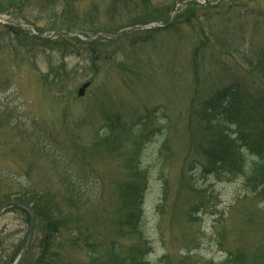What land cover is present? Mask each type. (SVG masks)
Segmentation results:
<instances>
[{
	"label": "rangeland",
	"instance_id": "374dc122",
	"mask_svg": "<svg viewBox=\"0 0 264 264\" xmlns=\"http://www.w3.org/2000/svg\"><path fill=\"white\" fill-rule=\"evenodd\" d=\"M189 1L205 8L195 16L202 27L132 39L125 36L138 32L135 23L144 19L142 14L163 19L170 13L171 22L189 4L173 7V0H154L156 10L109 17L101 7L98 23L87 18L96 5L92 0L76 5L69 13L75 19L61 18V8L38 16L42 0H3L0 39L10 26L50 41L53 50L37 47L23 59L0 45V184L15 193L41 183L60 197L65 194L61 176L69 171L94 196L95 204L83 220L102 243L115 242L125 254L132 248L148 249L149 244L153 264H228L229 255L236 258L239 253L264 258V195L255 196L241 175L212 173L199 150L205 138L197 113L217 91L232 86L230 76H248L233 71L226 51L214 44L222 68L209 73L201 66L202 55L197 69L191 65L199 42L196 34L210 25L226 46L239 42L243 49L264 50V0H250L237 9L230 8V0H209L212 7L207 0ZM16 2L23 4L21 11ZM101 31L109 34H98ZM88 82L85 96L78 97ZM242 96L247 110L259 103L255 94ZM107 115L112 117L108 125L119 121L131 133L140 132L134 140L128 136L118 154L94 148L93 139L103 134ZM252 117L258 119L259 112ZM24 134L38 140L24 142ZM42 139L50 144L46 156L32 158L35 143ZM133 152L141 155L147 176L140 228L147 241L116 228L114 186L129 180L123 161ZM251 160L249 153L246 161ZM27 219L17 210L0 218V264L16 263L30 232ZM41 239L37 220L24 264L34 263ZM72 259L85 261L80 253Z\"/></svg>",
	"mask_w": 264,
	"mask_h": 264
},
{
	"label": "trees",
	"instance_id": "16d2710c",
	"mask_svg": "<svg viewBox=\"0 0 264 264\" xmlns=\"http://www.w3.org/2000/svg\"><path fill=\"white\" fill-rule=\"evenodd\" d=\"M82 1V0H80ZM78 0H42L37 7L38 16L53 15L61 8L63 13L61 18L73 13ZM154 0H92L95 7L87 15L92 22L99 23V10L101 7L105 10V16L111 15H130L136 16L140 10H149L156 8L153 6ZM188 0H173V7L182 4ZM234 3L230 8H245L244 5L251 4L250 0H230ZM207 0V7H212ZM3 0H0V6ZM20 6L23 4L16 2ZM189 4V5H188ZM185 11L174 16L170 20V13H164V17L151 19L142 14L144 19L135 23L137 26H145L150 23H161L163 28L149 31H138L136 34L126 35V38L132 39H149L151 33L178 35L180 28L187 27L195 30L197 26L202 27V23L195 16L198 10L205 9L198 2L189 1ZM73 6V7H72ZM21 11V10H20ZM4 12V11H3ZM1 14V13H0ZM262 14V13H260ZM51 17V16H50ZM56 17V16H55ZM75 19L73 16H71ZM27 19L26 17H24ZM23 19L24 21H26ZM210 18L205 20V25ZM170 23V25H169ZM14 27H4V34L1 36L0 45L3 49L14 54L16 58H27L29 53L35 48L49 47L50 41L42 40L39 37H31L21 29L14 30ZM109 34L103 31L98 34ZM236 31H233L235 34ZM139 35H142L140 37ZM136 36V37H134ZM199 41L193 51V61L191 65L197 69L199 64L198 57L203 56L202 68L209 73L219 66L221 55L215 57V48L210 44L219 45L226 51V58L235 67L233 71L245 73L248 77L245 79L230 76L232 86L227 90H219L213 98L206 101L201 112L197 113V118L204 124L201 132L204 139L200 145V152L212 170V173L223 175L243 176L247 185L253 189L256 196L264 195V50L255 52L251 49H243L242 44L239 47L230 42L232 45L226 46L225 43L216 36L213 27L210 25L207 31L200 30L196 34ZM145 41H138L141 43ZM212 49V51H210ZM243 70V71H242ZM251 79L247 81V79ZM49 82V79L45 80ZM242 93L250 96L255 94L259 99L258 105L247 110L246 102ZM259 112V118L252 117L253 113ZM112 120L110 115L106 118V127L101 136L93 139L96 150H104L109 154L120 153L123 143L130 135L133 140L139 135V131L131 133L123 123L110 124ZM98 134V133H97ZM25 136V137H24ZM27 138V140H26ZM40 138V137H39ZM38 140L37 137L23 135V141ZM41 139V138H40ZM35 143L31 151L32 158L37 155L46 156L48 144L44 139ZM37 149V153L35 152ZM251 154L253 160L246 161V155ZM56 160H54L55 162ZM53 162V163H54ZM123 169L129 173V180L116 183L114 186V196L118 208L115 211L118 223L116 228L120 231H132L139 234L142 240L143 235L140 232L143 218V204L147 191V176L142 165L141 155L130 153L123 161ZM62 177V185L65 194L58 197V194L48 186L41 183L32 182L26 187H21V191H12L0 184V209L7 203L20 202L33 207L38 220L41 222L42 239L39 244V252L33 264H153L148 258L150 250L143 246V249H130L126 254L123 249L115 242L104 245L100 235L91 230L89 224L85 223L83 216L89 212L95 204L94 196L90 194L83 186L81 180L69 172L65 171ZM9 180V177H5ZM8 186V185H7ZM69 195V196H68ZM60 199V200H59ZM16 210V209H15ZM83 212V215L73 216L72 213ZM29 223V219H27ZM123 235V234H122ZM147 245V244H146ZM80 253L85 257V261H74L72 255ZM257 258V257H255ZM247 258L242 254L238 257L229 255L228 264H264V258ZM252 263H251V262ZM183 264V263H181Z\"/></svg>",
	"mask_w": 264,
	"mask_h": 264
},
{
	"label": "water",
	"instance_id": "95a60500",
	"mask_svg": "<svg viewBox=\"0 0 264 264\" xmlns=\"http://www.w3.org/2000/svg\"><path fill=\"white\" fill-rule=\"evenodd\" d=\"M91 86V83H86L84 85H82L80 87V89L78 90V97H83L85 96L86 90ZM12 208H19L22 211L26 212L27 215L30 218V232L29 235L27 237V240L25 242L24 248L19 256L18 261L16 262V264H23L27 253L29 251L30 245H31V241H32V237L36 228V222H37V217H36V213L33 210L32 207L22 204V203H9L7 205H5L4 207H2L0 209V217H2L7 211L11 210Z\"/></svg>",
	"mask_w": 264,
	"mask_h": 264
}]
</instances>
